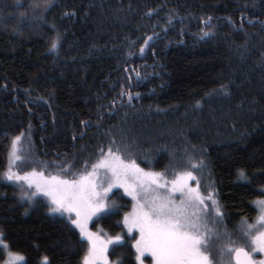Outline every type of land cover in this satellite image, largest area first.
<instances>
[{
  "label": "trees",
  "instance_id": "16d2710c",
  "mask_svg": "<svg viewBox=\"0 0 264 264\" xmlns=\"http://www.w3.org/2000/svg\"><path fill=\"white\" fill-rule=\"evenodd\" d=\"M21 134L20 175L78 178L110 147L168 179L191 170L234 234L263 198L264 0H0V234L26 264H83L68 216L4 176ZM107 200L118 211L89 228L124 238L110 264H137L132 201L120 189Z\"/></svg>",
  "mask_w": 264,
  "mask_h": 264
},
{
  "label": "snow or ice",
  "instance_id": "6c2138e0",
  "mask_svg": "<svg viewBox=\"0 0 264 264\" xmlns=\"http://www.w3.org/2000/svg\"><path fill=\"white\" fill-rule=\"evenodd\" d=\"M60 39L57 32L50 51H57ZM21 138L22 134L11 142L10 166L4 176L8 181H23L27 185V190L24 184L19 185L22 200L34 203L33 198L42 193L50 200V212L69 214L68 219L88 242L83 264H109L105 255L108 245L123 244L120 234L101 236L87 228L93 216L100 214L97 218L101 219L118 211L119 206L107 200L113 187L123 188L125 195L134 201L131 212L124 214L123 225L134 237V229L139 233L132 244L137 261L148 253L151 264H232L233 261L235 264H264V259L257 261L252 255L264 253V200L255 201L259 208L255 223L242 220L240 243H237L233 233L227 230L221 233L219 229L222 215L214 192L209 190L204 195L199 182L195 187L189 184L190 180H196L191 170L174 172V178L168 180L165 173L145 171L135 160L122 159L119 148L112 151L110 147L107 153L101 149L100 158L91 171L73 173L78 178L45 177L42 171L35 169L20 175L13 171V165L25 159L19 154ZM196 167L193 163L192 168ZM68 170L65 166V172ZM239 176L247 178L243 170L239 171ZM33 188L35 191H30ZM174 193H180L179 201ZM0 250L7 256L5 264H26L24 255L10 250L2 234ZM42 264H49L47 257L42 258Z\"/></svg>",
  "mask_w": 264,
  "mask_h": 264
},
{
  "label": "rangeland",
  "instance_id": "374dc122",
  "mask_svg": "<svg viewBox=\"0 0 264 264\" xmlns=\"http://www.w3.org/2000/svg\"><path fill=\"white\" fill-rule=\"evenodd\" d=\"M10 155H9V159H8V168H9V166H10ZM17 162V161H16ZM16 164V163H15ZM13 166H15V165H13ZM14 171V170H13ZM101 171H104V170H101ZM21 175H23V174H21ZM46 177V176H45ZM168 179V178H167ZM168 180H171V179H168ZM13 182H16V183H19V184H24V182L23 181H20V182H17V181H15V180H13ZM197 180H190L189 181V184L191 185V186H193V187H195L196 185H197ZM24 186H26L27 187V185L26 184H24ZM115 189H120V190H122L123 192H124V190H123V188H120V187H113V189L112 190H115ZM31 190H33V191H35V188H33V189H31ZM111 190V191H112ZM160 191H162V192H164V191H166V189H161ZM200 191H201V189H200ZM202 192V191H201ZM110 193V192H109ZM108 193V194H109ZM203 193V192H202ZM39 194H41L42 196H44L42 193H39ZM204 195H206L207 193H203ZM173 196H174V198L177 200V201H179V199H180V193H174L173 194ZM45 198H47L48 199V201L50 202V200H49V198L47 197V196H44ZM128 197H130V196H128ZM130 199H131V201H132V206H133V203H134V201L132 200V198L130 197ZM259 200H264V189H263V198H261V199H259ZM258 201V200H257ZM207 203H209L210 204V202H207ZM254 205L256 206V209H257V215H256V217L254 218V220L252 221V222H249V223H255L256 222V219H257V217H258V215H259V208L257 207V205L254 203ZM132 206H131V209H130V211L129 212H131V210H132ZM60 213V212H59ZM62 214H64V215H66V216H68L69 214L68 213H62ZM212 214H215V213H212ZM98 215V214H97ZM94 217H96V216H93L90 220H88V222H87V228H88V230L89 231H91L90 230V228H89V224H90V221L94 218ZM72 218L73 219H75V215L74 214H72ZM240 226H241V224L240 225H238L237 226V228L235 229V231H234V238L235 239H237V243H240V239H238L240 236H241V233H240V231H239V229H240ZM76 227V226H75ZM209 227H212V225H209ZM76 229L78 230V232L80 233V230L76 227ZM133 231H135L136 232V230L134 229ZM92 232V231H91ZM138 235H137V237L139 236V233L138 232H136ZM83 238V237H82ZM84 239V238H83ZM86 242H87V240L86 239H84ZM88 243V242H87ZM105 255H106V253H105ZM253 255V257H254V259H256L257 261H259V260H262V259H264V253H259V252H256V253H253L252 254ZM7 259V256H6V258H5V260ZM5 260L2 262V264H5ZM101 264H103V262H101ZM110 264V263H109ZM137 264H151V256L148 254V253H145L143 256H141V260L140 261H137Z\"/></svg>",
  "mask_w": 264,
  "mask_h": 264
},
{
  "label": "water",
  "instance_id": "95a60500",
  "mask_svg": "<svg viewBox=\"0 0 264 264\" xmlns=\"http://www.w3.org/2000/svg\"><path fill=\"white\" fill-rule=\"evenodd\" d=\"M233 264H235V262L233 261Z\"/></svg>",
  "mask_w": 264,
  "mask_h": 264
}]
</instances>
